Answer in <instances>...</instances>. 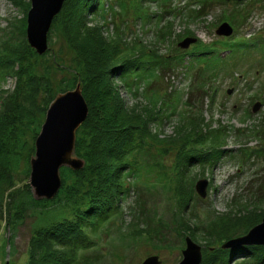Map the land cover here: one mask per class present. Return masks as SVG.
I'll return each mask as SVG.
<instances>
[{
	"label": "rangeland",
	"instance_id": "1",
	"mask_svg": "<svg viewBox=\"0 0 264 264\" xmlns=\"http://www.w3.org/2000/svg\"><path fill=\"white\" fill-rule=\"evenodd\" d=\"M157 1H161L162 4L152 3L146 6L150 8L152 14H166L163 16L165 19L162 24L168 23L169 27L165 29L166 26H163V29L158 22H154L144 30L140 25L132 27V12L127 18L121 15L125 22V29L124 25L122 28L126 41L132 42V38L134 39L136 35L144 45L153 46L155 32L161 29L163 32H170V37L163 43L154 42L160 50L159 54H174L175 50L189 51L197 42L190 44L187 49L180 48L179 44L187 38H195L204 44H210L218 39L233 38V41H239L247 45L249 49L241 53L243 55L236 61L235 71L230 72L229 69L226 73L221 71L215 80L208 84L209 88L206 91L209 97H202V102L200 101L197 106L200 113L198 116L201 117L200 121L204 126H211L213 129L221 128L222 132L227 130L226 137L218 146L223 147L219 151L221 159L217 162L211 161L210 164L206 161L203 165L200 162H193L183 175L187 183L192 186L194 197L184 208L186 217L181 219L188 229L197 227V232L189 234L182 230L177 235L173 230L168 231L169 243L165 246L155 245L146 236L137 237L136 233L134 234V229H142L146 226L144 221L147 220L152 225L149 221L152 217L160 218L164 230L167 226L175 228L179 219L175 210L182 208L178 197L169 192L167 188L169 184H166V190H164L163 185L166 181L163 179L162 171L155 169L157 165L149 169V172L143 171V167L153 162L170 164L173 155L171 158L161 157V161H158L151 158L156 154L154 148H150L148 154L146 149L136 153L131 152L128 160L132 162L135 160L139 172L136 171L132 177L131 167H129L125 170L126 172L121 173L120 179L130 190V193L124 195L119 203L121 215L105 224L103 227H106L101 232L99 230L100 234L94 238L95 247L83 253L79 252L81 256L87 255L91 259L98 260L94 264H141L149 256H157L160 264H177L182 259L185 238H190L199 246L202 261L206 246L221 248L227 241L246 235L251 228L264 219L259 220V217L264 215V0H240L238 5L230 1L222 3L220 0H214L211 6L205 8L206 15L196 22L187 21L186 15L191 9L198 7V0H170L166 3H163L164 0H156L154 2ZM110 2L114 3V0ZM28 3L30 0H0V46L3 47L0 51L6 54L7 50L11 60L10 74L0 80V144L2 143L1 149H4L7 143L10 149L7 152L16 154L11 159L12 169L8 175L11 190L6 192L8 196L6 195L0 207V210H3L0 214V264H29L26 252L33 231L51 230L53 223L68 218L72 211L63 214L64 210H70V208L63 210L64 205L73 204L74 207L80 206V208L84 206L81 197L78 200L76 198L68 200L67 195L79 178L65 174L61 168L59 169L61 184L54 198L37 199L29 185L30 161L35 156V141L54 99L59 94L74 91L76 88L74 86L81 84L84 89L88 80L95 77L93 69L88 68L85 56L81 53L86 55L88 52H93L94 48L100 44V57L96 58L101 61V64L103 63L104 70L110 64L109 62L114 60V57L110 58V54L116 39L110 32L115 24H118V16L115 13L119 9L111 4L104 13L106 21L96 18V21L92 22L90 16L85 14L82 23L86 26L87 24L90 26L91 23L96 26V34L92 36L91 40L94 41L91 46L87 47L90 51L84 49L80 52L73 47V42L70 44V38L63 30V27L67 26L75 15L76 10L73 6L75 0H65L48 30L47 49L43 54H38L29 46L26 38L27 13L30 10V7L26 8ZM164 7H169L167 10L173 11V14L164 13ZM61 14H63L62 18H60ZM224 14L229 15L231 23ZM223 22H228L233 27L234 32L229 38L218 37L215 34V30ZM188 32L190 35L187 34ZM84 39L88 40V36ZM28 50H30L29 53H27ZM94 53L96 54L95 51ZM97 54H99L98 51ZM226 54L228 53H222L221 56ZM187 60H190L189 57ZM110 76L111 78H104L102 82L105 84L104 88L109 85L119 105L129 111H135L140 121H144L142 116L149 119L151 115L146 116V112L151 107L150 101L140 93L132 94L123 86L115 73ZM25 78L29 79L27 84L20 81ZM93 79L97 82L98 78ZM190 79V74L183 75L178 69L177 72L166 73L162 77V83L155 84L154 89H162L160 94L174 91L171 99L166 98L165 102L180 110L184 100L187 99L189 89H192ZM199 80L200 78L198 82ZM154 89L152 88L150 92H154ZM228 89H232L230 95L226 93ZM154 93L158 94L156 91ZM81 94H84V91ZM256 103H259L260 107L253 112ZM21 104L25 105L24 110H20ZM155 110H152V113ZM96 111L98 116L102 114L99 108ZM149 113L151 114V110ZM177 113V111L172 113L168 110L165 112L166 115H160L159 119L148 124L149 129L147 128L146 131L153 138L151 140L147 137L148 145L156 141L173 139L177 137L178 132L185 131L184 124ZM151 120H153L152 117ZM94 123H97L96 119ZM238 129L242 130L241 134L236 133ZM79 132L80 130H76L75 138L80 135ZM168 175L172 176L169 169ZM81 178L85 179V176L82 175ZM201 180L207 182L204 198L195 190L196 183ZM118 181L119 178L116 182ZM86 188L85 183L83 187L85 192ZM19 204L25 208V212L16 211ZM16 213H21L22 217L17 218ZM140 214H143V217L146 216L145 220L140 219ZM239 215L250 217L251 220L245 223H254L247 232H244L245 223L229 230V223ZM221 216H226L227 219L220 224V227H217L222 220V218L219 219ZM213 223L215 231L211 233L209 230L213 228ZM183 234L185 236L182 239ZM51 248L56 250L54 245L53 247L51 245ZM238 249L231 250L236 252ZM44 254L41 251L38 256L42 262L47 261L49 256L47 253L44 257ZM241 260L242 258L233 257L230 259V264H239Z\"/></svg>",
	"mask_w": 264,
	"mask_h": 264
},
{
	"label": "trees",
	"instance_id": "2",
	"mask_svg": "<svg viewBox=\"0 0 264 264\" xmlns=\"http://www.w3.org/2000/svg\"><path fill=\"white\" fill-rule=\"evenodd\" d=\"M154 1L156 0H114L113 3L110 0H75L73 4L76 9L75 15L70 21L67 20L69 21L68 27L65 25L63 30L65 35L70 38V44L73 42V47L77 50L79 49L80 52L84 51V49L90 51V48L87 47L88 45L91 46L94 41L91 40L92 36L96 34V26L92 25V23L89 26L88 22H86L87 26L82 23V21L84 22V15L88 14L87 16H90L92 22L96 21V18L105 20L104 13L107 12L108 5L111 4L119 9L115 13L118 16V24L113 25L114 28L110 32L114 35L113 38L116 39L110 54V58L114 57V60L110 61V64L104 70L103 63L101 64V61L97 59L100 57V44L94 48L93 52H88L86 55L81 53L85 56L86 65L88 68L91 67L93 69L92 71L95 76L88 80L84 89L80 82H78L81 93L84 91L82 96L88 105L89 112L85 121L77 129L80 130V135L75 138L74 154L76 158L83 161L84 165L77 171L71 170L68 167H61V169L64 170L65 174L79 178L72 186V190L67 195V198L68 200L73 198L78 200L81 197L84 206L80 208V206L74 207L73 204L64 205L62 207L63 210L69 208L70 210H64L63 214L72 211L68 218L60 219L53 223L51 230L43 231V229H39L33 231L26 252L29 264L96 263L98 260L91 259L87 255L81 256L82 254L80 255L79 252L82 251L83 253L95 247L94 238L106 227L103 226L108 224L114 217L121 215L119 203L124 195L130 193L128 186H124V182L120 179L121 173L126 172L125 170L131 167L132 177H134L133 175H135L136 171L139 172V167L135 160L134 162L128 160L130 153L146 149V154H148L150 153V148H154L156 151V154L151 156L154 160L161 161V157L168 156V158H171L173 155L170 164L166 165L164 162L157 164L159 162H153L143 167V171L149 172V169L151 170L153 166L156 167L157 165L158 167L155 169L162 171L161 174L164 181H166L163 185L164 190H166V184H169L167 187L169 192L178 197V202L181 204L182 209L175 210L177 217H179L177 221L178 226L176 225L175 228L167 226L164 230V225L161 223L160 218L152 217V219L149 218L152 225L146 220L144 221L146 226L142 229H134L136 231H134V234L136 233L137 237L146 236L155 245L165 246L169 243L167 239L168 231L173 230L177 235L182 230H185L189 234L197 232V227L190 230L188 226H184L181 219L186 217L184 208L191 203L194 197L193 188L183 178V175L187 167L191 166L193 162H200L203 165L206 161L210 164L211 161L217 162L221 159L222 156L219 151L223 147L220 148L218 146H220L219 144L227 135V130L222 132L223 129L221 128H218V130L213 129L211 126H204L200 121L201 117L198 116L199 109L197 106L200 104L202 97H209V93L206 91L209 88L208 84L212 80H215L221 71H225L224 73L227 72V69L230 72L235 71L237 68L236 61L243 55L241 53L246 52L249 48L239 41H233V38L218 39L210 44H204L198 40L197 44L189 51L175 50L174 54H159L158 51L160 50L157 49L156 41L163 43L165 39L170 37V32H163L161 29H155L153 46L144 45L136 35H134V39L132 38V42L126 41L122 28L124 25L125 29V22L122 20L121 15L127 18L129 13L132 12V27L140 25L145 30L154 22H158V25L162 27L166 26L165 29L169 27L168 23L162 24L164 22L163 19H165L163 16L166 14L150 13V8L146 5L152 3L162 4L161 1ZM167 1L170 0H164L163 3ZM213 1L198 0V7L191 9L187 13V21L196 22L200 20L206 15L204 12L205 8L211 6ZM220 1L226 3L225 0ZM232 3L234 5L239 4L238 1ZM29 4H27V9L30 7ZM167 9L169 7H164V13L173 14V11ZM76 15L78 17H75ZM62 17L63 14L60 15V18ZM225 17H227L230 23L232 22L229 15H225ZM71 23L73 24L70 25ZM187 34L190 35L189 32ZM87 36L88 40H85L84 37L87 38ZM258 42L261 43L262 41L258 40ZM2 48L1 45L0 49L2 50ZM97 51L99 54H97ZM29 52L30 50L27 51V53ZM222 53L228 54L221 56ZM9 57L10 53L7 50L6 54L0 51V80L5 79L10 74L9 66L11 65V60ZM187 57L190 60H187ZM199 65L201 66L198 68ZM178 69L183 75L190 74V80L192 81V89H189L187 99L184 100L183 107L180 110H178L179 108L172 107V104L170 105L165 102L166 98L171 99L174 91L160 94L162 89H154L155 84L162 83V77L166 73L177 72ZM113 73L117 75L123 86L132 94L140 93L150 101L151 107L146 112V116L151 115L153 120H151V117L146 119V117L142 116L141 118L144 121H140L135 111H129L119 105L109 85L104 88L105 84L102 80L104 81V78H111L110 74ZM27 75L26 78H28ZM26 78L20 81L27 84L29 79L27 80ZM93 78H98L97 82H94ZM200 82L201 84H199ZM152 88L158 94L151 93ZM19 107L20 110L25 109V105L23 104L19 105ZM98 108L102 112L99 116L96 111ZM150 110L151 114L149 113ZM152 110L155 111L152 113ZM168 110L172 111V113L178 112L177 115H179L180 121L184 124L185 131L178 132L177 137L173 139L163 142L156 141V143L152 142V144L148 145L146 139L147 137H152L146 131L148 124L159 119V116L164 115ZM165 117L167 118L168 115ZM95 119L97 123H94ZM241 132V129L236 131L239 134ZM1 146L2 143L0 144V207L1 203L6 199V195L8 196L6 192L11 190L9 188L10 180L8 175L12 169L11 159L16 156V154L7 152L10 150L7 147V143L4 149H1ZM155 157H158V159H155ZM113 163L115 164L112 165ZM121 167H124V169H121ZM167 168L171 171L172 176L168 175ZM128 174L131 175V172L128 171ZM82 175L85 176V179L81 178ZM138 177L140 178L141 176L139 175ZM118 178L121 183L119 181L118 183L116 182ZM85 183L87 184L86 192L83 189ZM24 209L19 204L16 211L25 212ZM2 211L0 210V214ZM140 215V219L142 221L145 220L146 216ZM16 217L21 218L22 214L16 213ZM221 218L222 220L217 227H220V224L227 219L226 216H221L219 219ZM263 218L264 215L261 218L259 217V220ZM233 220L229 223L230 231L233 230V227L243 225L251 219L248 216L239 215ZM235 223L237 224L233 225ZM253 225L254 223H245L243 225L244 232H247ZM209 231L211 233L215 231L214 223L213 228L211 227ZM184 236L185 234L181 235V238L183 239ZM51 245L52 247L53 245L56 246V250H53ZM205 248L201 264H230V259L233 257L242 258L239 264H264V246L241 247L237 251L235 250L236 252L234 250H224L220 247L211 248L206 246ZM41 251L45 253L44 257L47 253L49 254L45 262L38 259ZM78 255L80 256L78 257ZM94 258L96 259V257Z\"/></svg>",
	"mask_w": 264,
	"mask_h": 264
},
{
	"label": "water",
	"instance_id": "3",
	"mask_svg": "<svg viewBox=\"0 0 264 264\" xmlns=\"http://www.w3.org/2000/svg\"><path fill=\"white\" fill-rule=\"evenodd\" d=\"M65 0H30V10L27 13L26 38L29 46L38 54L47 49V33L53 18L60 12ZM240 1V0H225ZM234 30L228 22L221 23L215 30L218 37L229 38ZM195 38H187L179 44L180 48L187 49L190 44L196 43ZM232 89L226 93L230 95ZM260 107L256 103L253 112ZM88 108L82 97L80 86L74 91L59 94L49 106L45 122L35 141V156L30 161L29 185L37 199H52L58 192L61 184L59 169L68 167L71 170H80L84 163L73 154L75 132L85 121ZM207 182L198 181L196 192L204 198ZM264 246V219L260 224L251 228L248 233L234 240L224 243L221 248L231 250L240 247ZM201 253L198 245L190 238H185V249L182 250V259L177 264H199ZM157 256H149L141 264H160Z\"/></svg>",
	"mask_w": 264,
	"mask_h": 264
}]
</instances>
